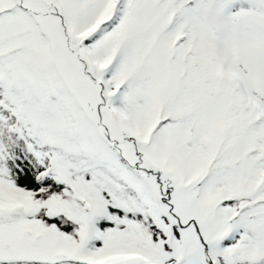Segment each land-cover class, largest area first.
<instances>
[{"label":"snow or ice","instance_id":"1","mask_svg":"<svg viewBox=\"0 0 264 264\" xmlns=\"http://www.w3.org/2000/svg\"><path fill=\"white\" fill-rule=\"evenodd\" d=\"M0 264H264V0H0Z\"/></svg>","mask_w":264,"mask_h":264}]
</instances>
